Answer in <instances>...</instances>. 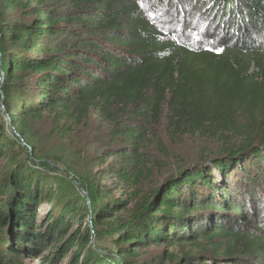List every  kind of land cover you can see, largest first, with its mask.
I'll use <instances>...</instances> for the list:
<instances>
[{
    "label": "trees",
    "instance_id": "1",
    "mask_svg": "<svg viewBox=\"0 0 264 264\" xmlns=\"http://www.w3.org/2000/svg\"><path fill=\"white\" fill-rule=\"evenodd\" d=\"M199 4L223 16L209 47L178 39L156 13L166 5L186 22ZM0 99L10 124H0V264H111L91 246L98 227L116 233L125 264H264V0H0ZM91 112L107 126L123 196L87 200L70 182L54 196L12 139L36 156L42 117L70 136ZM209 133L240 144L143 189L162 134ZM60 154L47 157L70 171V149ZM162 245L176 252L146 253Z\"/></svg>",
    "mask_w": 264,
    "mask_h": 264
},
{
    "label": "rangeland",
    "instance_id": "2",
    "mask_svg": "<svg viewBox=\"0 0 264 264\" xmlns=\"http://www.w3.org/2000/svg\"><path fill=\"white\" fill-rule=\"evenodd\" d=\"M200 5L195 10L192 9L188 12L189 17L186 22H182V18L179 20H171L167 15L171 14L172 9L171 7L167 8L166 5H162L156 13L157 15L162 14L160 18L167 20L166 28L172 31L178 39L182 38L193 45L198 44L209 47L214 43L215 38L220 35V28H222L221 26L223 24L220 17L223 16H219L220 14L217 13V10H213L212 7L208 6H205L200 11ZM164 11H167L166 15ZM225 32H228L227 36L235 35L234 29H228ZM1 106L3 104L0 99V124L6 125L10 131V124L8 123L6 112L1 109ZM239 120L241 121L242 118L240 117ZM51 121V117L44 116L38 123H35L34 127L38 135L36 156L33 154L32 149L24 145L21 139L12 137L15 139H12L14 143H11L10 150H12L16 159L31 166L35 170L44 172L47 180L53 185L52 190L54 191V196H58L59 192L63 190L73 192V188L69 187L67 182H70L87 200H89L88 193L97 194L99 189H104L107 195L112 198L123 196L122 188L115 182L113 175L108 173L115 161L113 157H107L109 150L106 145L108 141L107 126L101 123L96 113H89L85 124L76 127L70 136L55 133ZM162 136L163 147L159 150H156V148L152 149L153 155L158 162L147 174L148 178L143 180L142 186L145 191L157 185L164 177L175 172L178 166L203 163L213 157L220 156V148L223 146L240 144V141L234 137L228 143H223L219 141V135L211 133L205 136L185 135L176 142H171L164 134ZM69 149L73 155L71 160V157L69 158V162L71 161V164L74 165L70 168V171L64 165L55 163L51 158L47 157V154L53 152H57V156H60L61 151H67ZM105 174L107 175L102 177ZM256 202L259 214H257V220L262 222L264 220V198L257 197ZM88 208H90V203L88 204ZM38 210L41 211L42 208H38ZM124 215L125 213H122V216ZM90 216L91 212L88 210L85 222L91 228ZM115 236L116 233L107 227H98L96 233H93L91 246L105 255L111 264H125L115 254L112 242ZM166 250L176 252L174 248H167L162 245L160 247L152 246L146 250V253L148 255L160 252L165 254L164 252ZM64 260L62 259L61 261ZM24 261L27 264H38L35 257L24 258ZM221 261L223 262L219 264H234L231 261ZM168 264L190 263H184L182 260L177 259ZM204 264L213 263L206 261Z\"/></svg>",
    "mask_w": 264,
    "mask_h": 264
},
{
    "label": "water",
    "instance_id": "3",
    "mask_svg": "<svg viewBox=\"0 0 264 264\" xmlns=\"http://www.w3.org/2000/svg\"><path fill=\"white\" fill-rule=\"evenodd\" d=\"M1 109L2 110H4V107L3 106H1ZM13 132H15L14 130H13ZM211 160L209 159V160H207V161H205V163L204 164H207V163H209ZM164 183V182H163Z\"/></svg>",
    "mask_w": 264,
    "mask_h": 264
}]
</instances>
